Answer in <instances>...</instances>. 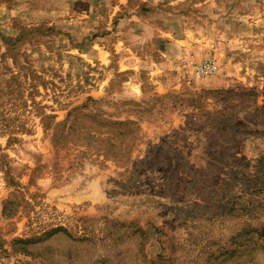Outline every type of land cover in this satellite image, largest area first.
Returning a JSON list of instances; mask_svg holds the SVG:
<instances>
[{
	"label": "rangeland",
	"instance_id": "1",
	"mask_svg": "<svg viewBox=\"0 0 264 264\" xmlns=\"http://www.w3.org/2000/svg\"><path fill=\"white\" fill-rule=\"evenodd\" d=\"M0 264H264V0H0Z\"/></svg>",
	"mask_w": 264,
	"mask_h": 264
},
{
	"label": "built area",
	"instance_id": "2",
	"mask_svg": "<svg viewBox=\"0 0 264 264\" xmlns=\"http://www.w3.org/2000/svg\"><path fill=\"white\" fill-rule=\"evenodd\" d=\"M197 70L202 75H212L216 71V67L211 62H203L197 65Z\"/></svg>",
	"mask_w": 264,
	"mask_h": 264
}]
</instances>
